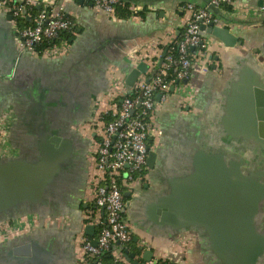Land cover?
I'll return each mask as SVG.
<instances>
[{
  "label": "crops",
  "instance_id": "0c3cea01",
  "mask_svg": "<svg viewBox=\"0 0 264 264\" xmlns=\"http://www.w3.org/2000/svg\"><path fill=\"white\" fill-rule=\"evenodd\" d=\"M119 2L127 4L130 17L109 14L86 0H44V8L64 5L76 23V33H64L69 35L62 38L67 45L59 41L64 48L54 55L19 51L9 14L0 11V113L13 117L12 152L5 155L24 153L25 143L39 139L35 137L39 127L70 140L75 155L71 175L43 204L19 207L0 217V264H95L96 260L86 259L85 250L88 241L97 240L100 229L86 221L98 183L95 148L100 137L95 121L108 119L106 111L115 109L108 92L116 82L129 87L126 78L133 68L130 55L116 41L142 39L133 53L148 52L158 63L183 31L191 14L189 3L211 11L242 43L228 47L206 32L205 52L194 61L187 83H176L167 99L159 101L156 132L149 140L156 162L154 167L147 162L144 180L125 191L124 218L132 227V240L113 244L106 257L113 264H132L125 256L128 250L143 264H218L197 230L158 227L152 201L165 189V174L188 168L196 139L202 144L213 139L253 157L241 144L224 137L219 115L236 73L238 77L243 68H251L264 77V0H234L221 8L207 0ZM97 216L104 221V209ZM89 224L95 227L92 233L86 231Z\"/></svg>",
  "mask_w": 264,
  "mask_h": 264
},
{
  "label": "water",
  "instance_id": "95a60500",
  "mask_svg": "<svg viewBox=\"0 0 264 264\" xmlns=\"http://www.w3.org/2000/svg\"><path fill=\"white\" fill-rule=\"evenodd\" d=\"M8 17L12 20V15ZM206 32L228 47L242 43L229 27L213 22L201 24V33ZM116 43L131 55L143 41L137 38ZM166 55L167 48L157 67ZM148 67L145 62L133 67L126 84L133 86ZM240 74L237 77L236 73L228 85L219 127L227 140L241 144L253 157L218 145L213 139L204 144L196 139L188 168L164 175L165 189L153 199L151 208L158 227L197 230L218 264H260L264 258V77L251 68H243L241 78ZM35 137L39 138L36 142L25 143L24 153H0V217L19 207L43 204L71 175L73 143L41 127ZM155 162L156 153L150 150L148 164L154 167ZM94 228L87 225V233ZM97 242L94 239L92 244ZM125 256L132 264H143L134 260L135 253L125 250Z\"/></svg>",
  "mask_w": 264,
  "mask_h": 264
},
{
  "label": "built area",
  "instance_id": "2783aa9c",
  "mask_svg": "<svg viewBox=\"0 0 264 264\" xmlns=\"http://www.w3.org/2000/svg\"><path fill=\"white\" fill-rule=\"evenodd\" d=\"M93 6L115 14L119 0H86ZM234 0H207L208 5L223 7ZM44 0H0V11L12 15L10 20L17 49L33 55H54L64 47L55 41L63 33L75 34V20L67 14L65 6L57 8L41 7L33 16V24L20 27L19 19L30 17V10ZM190 16L183 26L181 39L177 42L178 55L169 49L163 63L157 67V61L151 59L148 52L133 53L129 56L133 67L139 63L148 64V70L141 73L133 86L125 88V83L116 82L109 90V98L114 101L115 109L106 111L108 119H96L95 126L99 134L95 148V169L98 183L95 189L94 209L86 215L87 221L99 226L97 245L88 241L85 244L86 259L98 258L108 252L115 243L126 244L132 240V227L124 218L127 206L126 190H132L136 182L144 180L150 145L149 140L156 132L155 111L159 101H165L171 87L189 78L194 61L199 59L206 49L201 33V24L213 22L221 26L220 18L207 8L189 3ZM53 42L41 49L46 43ZM160 95V99H157ZM120 101L118 102V100ZM116 101V102H115ZM13 117L9 112L0 113V152L10 154L12 148L9 130ZM104 209L105 219L97 214ZM96 264H102L96 260ZM150 264H158L152 262Z\"/></svg>",
  "mask_w": 264,
  "mask_h": 264
},
{
  "label": "trees",
  "instance_id": "16d2710c",
  "mask_svg": "<svg viewBox=\"0 0 264 264\" xmlns=\"http://www.w3.org/2000/svg\"><path fill=\"white\" fill-rule=\"evenodd\" d=\"M123 4L124 3H121V2H119L118 4H116L114 13L118 17H124V18L130 17L132 15V11H130L128 9L129 7L127 6V4L126 5H123ZM39 11H40V9H38L37 6H34L30 10L31 16H33L35 13H38ZM32 24H33V21L30 20V17H24V18L19 19V26L20 27H28V26H31ZM181 35H182V32L180 33V35L177 36V38L173 41V43L171 45H169V49L171 47H174V49L172 50V53L175 56L178 55V45H177V42L181 39ZM62 38L69 39V35H66V34L64 35V33H63L61 35L60 39L56 40L55 42L58 43L59 41L62 40ZM50 44H53V42H50L48 44L46 43L43 47H41V49L44 48L47 45H50ZM91 209H94V206H92ZM91 260L92 261L93 260H99V261H101L102 264H113L112 262L107 261L106 253L102 254L98 258L96 257V258H93ZM159 264H166V263L159 262Z\"/></svg>",
  "mask_w": 264,
  "mask_h": 264
},
{
  "label": "flooded vegetation",
  "instance_id": "af4514ba",
  "mask_svg": "<svg viewBox=\"0 0 264 264\" xmlns=\"http://www.w3.org/2000/svg\"><path fill=\"white\" fill-rule=\"evenodd\" d=\"M251 158V156H249ZM257 158V157H256Z\"/></svg>",
  "mask_w": 264,
  "mask_h": 264
}]
</instances>
